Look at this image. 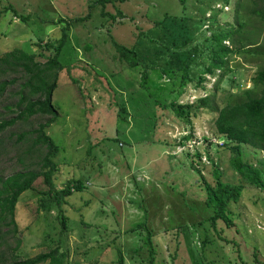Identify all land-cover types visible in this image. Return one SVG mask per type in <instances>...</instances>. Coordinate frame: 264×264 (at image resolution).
I'll return each mask as SVG.
<instances>
[{"label":"rangeland","instance_id":"obj_1","mask_svg":"<svg viewBox=\"0 0 264 264\" xmlns=\"http://www.w3.org/2000/svg\"><path fill=\"white\" fill-rule=\"evenodd\" d=\"M235 2L188 0L184 9L179 0H0V53L22 48L46 62L52 49L40 47V40L57 44L66 29L53 91L59 117L45 130L60 147L56 186L71 178L86 183L62 209L45 211L38 193L49 187L39 177L16 206L17 232L11 226L0 233V264L55 247L71 264H121L120 256L124 264H264V190L244 186L229 207L232 225L207 221L214 209L206 203L202 175L215 185L219 164L224 180H241L211 114L187 121L171 107L176 100L193 102L203 91L189 85L183 93L156 72L143 84V68L120 60L116 47L133 46L166 14L209 17L211 3L225 24ZM233 62L241 87H250L258 65L243 56ZM17 79L0 96V121L22 108L17 102L23 79ZM48 117L34 115L0 132V176L40 168L46 149L32 147L36 135L30 132ZM243 149L254 165L264 157L250 145Z\"/></svg>","mask_w":264,"mask_h":264},{"label":"trees","instance_id":"obj_2","mask_svg":"<svg viewBox=\"0 0 264 264\" xmlns=\"http://www.w3.org/2000/svg\"><path fill=\"white\" fill-rule=\"evenodd\" d=\"M179 1L186 9L188 0ZM209 8L213 10L209 17L188 15L185 12L181 15L166 14L155 21L153 27L142 31L133 46L116 43V47L120 60L130 67L143 68V84L150 78L149 72H156L179 85L183 93L189 85L196 91H203L193 102L176 100L171 107L187 121L199 117L203 112L211 114L217 133L231 151L230 164L240 175V182L224 180L219 164L214 166L215 185L202 175L207 191L206 203L214 209L207 221L214 227L220 220L232 225L230 204L241 198L246 184L264 190V157L256 165L243 157L244 145L264 152V0H236L232 21L225 24L219 23L217 19L220 9L212 3ZM201 11L204 14L206 12L203 8ZM207 20L211 22V26L207 27L209 29L204 27ZM65 31L64 28L57 44L52 41L42 44L43 39L40 40V47L52 49L46 62L37 59L38 53L22 48L0 53V96L7 86L18 80L17 75L23 79L17 102V109L19 105L22 108L16 111L14 117L0 121V132L18 120L38 114L49 116L48 120L40 122L30 132L36 135L32 147L46 149L39 163L40 168L18 171L7 177L0 176V233L10 231L11 226L13 233L17 232L14 217L16 206L21 194L35 190L34 182L39 177L42 176L49 187L38 193L40 206L45 211H51L53 207L62 209L67 197L86 187L83 179L74 178L68 179L60 188L56 186L55 175L59 165L54 157L60 147L45 130L59 117V111L53 103V91L58 86V72L62 67L60 56L68 41ZM236 56L252 60L259 67L248 88H242L241 81L237 80L238 67L233 62ZM11 75L16 77L7 80ZM223 83L231 88L227 90ZM163 106L169 108L168 104L164 103ZM191 137L185 135L184 139ZM197 156H201V153L198 152ZM211 162L214 165L213 159ZM192 164L195 170L201 169ZM62 220L66 222L64 214ZM4 226L8 229L3 230ZM59 248L55 247L33 258L15 260V264H37L47 260L48 264H71L68 254L60 252ZM123 261V256H120L119 262L124 264Z\"/></svg>","mask_w":264,"mask_h":264}]
</instances>
